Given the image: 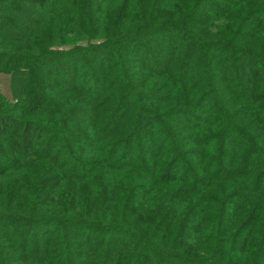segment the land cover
<instances>
[{
  "label": "trees",
  "instance_id": "16d2710c",
  "mask_svg": "<svg viewBox=\"0 0 264 264\" xmlns=\"http://www.w3.org/2000/svg\"><path fill=\"white\" fill-rule=\"evenodd\" d=\"M0 74V264H264V0H0Z\"/></svg>",
  "mask_w": 264,
  "mask_h": 264
},
{
  "label": "rangeland",
  "instance_id": "374dc122",
  "mask_svg": "<svg viewBox=\"0 0 264 264\" xmlns=\"http://www.w3.org/2000/svg\"><path fill=\"white\" fill-rule=\"evenodd\" d=\"M17 85V83H16ZM13 78L11 74H0V91L10 101L17 102V97L12 90Z\"/></svg>",
  "mask_w": 264,
  "mask_h": 264
}]
</instances>
